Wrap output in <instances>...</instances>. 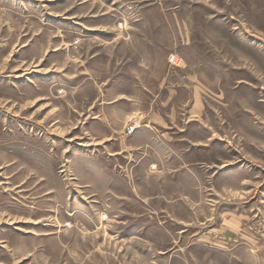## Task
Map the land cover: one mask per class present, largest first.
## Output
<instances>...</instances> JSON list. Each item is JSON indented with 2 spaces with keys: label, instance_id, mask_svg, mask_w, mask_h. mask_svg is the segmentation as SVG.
<instances>
[{
  "label": "rangeland",
  "instance_id": "1",
  "mask_svg": "<svg viewBox=\"0 0 264 264\" xmlns=\"http://www.w3.org/2000/svg\"><path fill=\"white\" fill-rule=\"evenodd\" d=\"M0 264H264V0H0Z\"/></svg>",
  "mask_w": 264,
  "mask_h": 264
},
{
  "label": "built area",
  "instance_id": "2",
  "mask_svg": "<svg viewBox=\"0 0 264 264\" xmlns=\"http://www.w3.org/2000/svg\"><path fill=\"white\" fill-rule=\"evenodd\" d=\"M133 129L132 128H130L129 130H128V133H131V131H132Z\"/></svg>",
  "mask_w": 264,
  "mask_h": 264
}]
</instances>
